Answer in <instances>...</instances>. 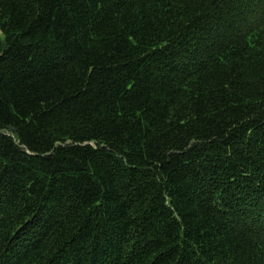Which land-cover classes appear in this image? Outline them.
<instances>
[{"label": "trees", "instance_id": "1", "mask_svg": "<svg viewBox=\"0 0 264 264\" xmlns=\"http://www.w3.org/2000/svg\"><path fill=\"white\" fill-rule=\"evenodd\" d=\"M0 264H264V0H0Z\"/></svg>", "mask_w": 264, "mask_h": 264}]
</instances>
